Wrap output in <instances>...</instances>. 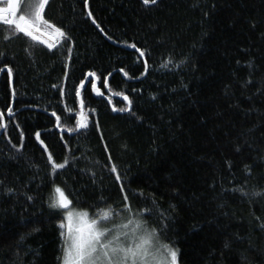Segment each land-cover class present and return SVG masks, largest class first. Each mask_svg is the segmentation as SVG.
I'll list each match as a JSON object with an SVG mask.
<instances>
[{
  "label": "trees",
  "instance_id": "16d2710c",
  "mask_svg": "<svg viewBox=\"0 0 264 264\" xmlns=\"http://www.w3.org/2000/svg\"><path fill=\"white\" fill-rule=\"evenodd\" d=\"M42 15L66 34L52 49L0 22V264L61 263L57 187L94 217L135 213L178 264H264V0H48Z\"/></svg>",
  "mask_w": 264,
  "mask_h": 264
},
{
  "label": "snow or ice",
  "instance_id": "6c2138e0",
  "mask_svg": "<svg viewBox=\"0 0 264 264\" xmlns=\"http://www.w3.org/2000/svg\"><path fill=\"white\" fill-rule=\"evenodd\" d=\"M47 3L48 0H39V3L29 5L31 12L28 15H17L21 9V0H7L6 6L0 7V21L4 25L14 26L17 32L24 33L33 40L40 39L36 33L66 38V34L61 28L49 23L42 15ZM143 3L145 5L150 3L155 4L157 0H143ZM93 22L95 23V21ZM40 42L47 43L49 49L56 46L55 43L47 41ZM131 47L136 48V45L133 44ZM140 55L144 56V52L141 51ZM2 70L0 69V71ZM7 74L11 77V68L7 69ZM88 75L95 76V73L90 72ZM83 87L84 82L81 81L79 88L76 89L77 97L81 96V89ZM92 88L96 91L97 95H102L94 82L92 83ZM118 94L122 95V93ZM124 99L127 100L128 97L125 96ZM80 103L81 109H83L82 99ZM130 104L131 101H129ZM113 110L117 111L115 108ZM124 110L119 109V111ZM8 114H13L11 108L8 109ZM52 115L56 118L57 127H60L61 118L55 112ZM87 126L86 118L81 111L80 119L77 120V128H86ZM6 127V124L0 123V128ZM73 130L75 129H69V131ZM36 138L38 140L40 139L39 132L36 133ZM48 159L54 169L64 168L67 163V161L64 163H55L51 153ZM112 171H116L115 167H113ZM117 178L119 179V177ZM55 191L59 194V199L56 203L51 204L50 207L68 209L71 201L59 187ZM124 199L127 201L128 197L125 196ZM111 214L110 210H103L98 214V218H89L87 212H81L75 215L71 211L67 213V237L63 246L64 256L62 264H178V250L173 249L168 244L154 242L153 237L157 235L155 230L149 231L147 228H144L143 234L138 233V230L145 223L144 221L129 220L127 224L120 226L121 228L127 229L132 225L133 227L130 232L121 233L116 229L103 227V222L107 221ZM64 227L65 225L61 224V228ZM61 235L64 236V232Z\"/></svg>",
  "mask_w": 264,
  "mask_h": 264
},
{
  "label": "rangeland",
  "instance_id": "374dc122",
  "mask_svg": "<svg viewBox=\"0 0 264 264\" xmlns=\"http://www.w3.org/2000/svg\"><path fill=\"white\" fill-rule=\"evenodd\" d=\"M36 35H38L39 37L43 38L41 36V34H39V33H36ZM49 37L50 38L45 39V40H47L50 43H55L56 42V38L54 36H49ZM55 189L56 188H54V190L52 192L53 203H56L58 201V199H59V194L55 191ZM54 208L57 209V210H60L61 214H62L63 221L61 222V224L65 225L64 228H61L62 231L65 234L64 235V243H65V239L67 237V227H66L67 226V220H66V216H67V213L69 211H71L74 215L77 214V213H81V212H87L89 218H98V216L94 217V216H92V214L90 212H88L86 210H80V209L74 208L71 204H70V207L68 209H63V208H60V207H54ZM129 220H141V219L137 215H135V213H133V212H131L129 210H125V211H123L121 213L111 214L109 216V219L107 221L103 222L102 226L106 227V228H110V229H116L117 231H119L121 233L130 232L132 227H133L132 225H130L129 228H127V229H124V228L120 227L123 224H127ZM61 224H60V227H61ZM144 228H147L149 231H152L145 224H143L141 229L138 230V233L139 234H143ZM153 240H154V242H158L159 244H165L163 242H160V240L157 238V235L153 237ZM63 256H64V252H63L60 264H62Z\"/></svg>",
  "mask_w": 264,
  "mask_h": 264
},
{
  "label": "bare ground",
  "instance_id": "6f19581e",
  "mask_svg": "<svg viewBox=\"0 0 264 264\" xmlns=\"http://www.w3.org/2000/svg\"><path fill=\"white\" fill-rule=\"evenodd\" d=\"M0 22H2V21H0ZM40 34V33H39ZM44 39H48V38H50L49 36H46V35H41Z\"/></svg>",
  "mask_w": 264,
  "mask_h": 264
}]
</instances>
